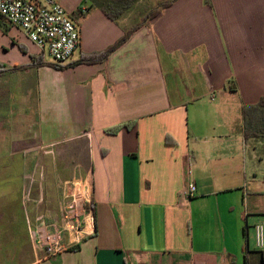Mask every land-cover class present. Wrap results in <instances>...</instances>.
Segmentation results:
<instances>
[{
  "label": "crops",
  "instance_id": "0c3cea01",
  "mask_svg": "<svg viewBox=\"0 0 264 264\" xmlns=\"http://www.w3.org/2000/svg\"><path fill=\"white\" fill-rule=\"evenodd\" d=\"M56 1L81 32L63 69L0 27V69L34 64L0 74V264H264V138L242 117L264 99V0ZM81 179L94 232L48 256Z\"/></svg>",
  "mask_w": 264,
  "mask_h": 264
},
{
  "label": "built area",
  "instance_id": "2783aa9c",
  "mask_svg": "<svg viewBox=\"0 0 264 264\" xmlns=\"http://www.w3.org/2000/svg\"><path fill=\"white\" fill-rule=\"evenodd\" d=\"M0 16L9 27L19 30L41 55L47 54L54 65L67 64L80 49V27L56 0H0ZM196 191V184L190 182L185 194L192 197ZM65 198L61 225L42 233L41 244L48 256L79 245L94 232L89 183L83 179L66 183ZM254 242L256 249L264 252V223L254 226Z\"/></svg>",
  "mask_w": 264,
  "mask_h": 264
},
{
  "label": "trees",
  "instance_id": "16d2710c",
  "mask_svg": "<svg viewBox=\"0 0 264 264\" xmlns=\"http://www.w3.org/2000/svg\"><path fill=\"white\" fill-rule=\"evenodd\" d=\"M167 4H164L162 7H165ZM156 14V11L152 12L151 16H154ZM0 27H4L5 29H8L9 26L3 21V19L0 16ZM137 27H134L130 29L126 34L123 36L121 41L114 45L113 47L109 48L108 50L95 54L92 62L95 61H104L106 60L120 45H122L124 42L127 41V39L131 36L133 32H135ZM34 60H39V65H50L56 68L63 69L64 67L54 65V64H47L42 61L41 58H34ZM83 61H79L76 63H73L72 66L81 64ZM34 64H31L30 66H21V67H13L12 69H0V74L2 73H8V72H15L18 70L25 69L27 67H33ZM242 117H243V130H244V136L245 138H252V137H263L264 138V99L260 101L259 104L255 106H249V107H243L242 108Z\"/></svg>",
  "mask_w": 264,
  "mask_h": 264
},
{
  "label": "rangeland",
  "instance_id": "374dc122",
  "mask_svg": "<svg viewBox=\"0 0 264 264\" xmlns=\"http://www.w3.org/2000/svg\"><path fill=\"white\" fill-rule=\"evenodd\" d=\"M97 1H102V0H97ZM89 1L87 0V2H85L84 4H88ZM155 5V0H148V2L142 3L141 6L137 7V8H132L130 9V11L134 10L138 15L140 12L148 9L147 7H153ZM147 6V7H146ZM1 39V38H0ZM28 46H31L30 44L27 43ZM38 54L41 55L40 51L38 50ZM12 55H8V54H3L2 56H0V61H3L4 63L9 62V60L11 59ZM43 57V59L45 60L46 63H50L52 64L53 62L51 61L50 57L47 54L41 55ZM251 248H252V243H251ZM254 248V247H253Z\"/></svg>",
  "mask_w": 264,
  "mask_h": 264
}]
</instances>
